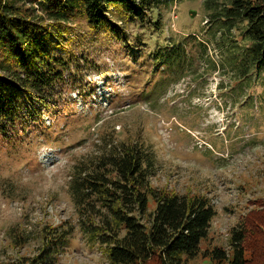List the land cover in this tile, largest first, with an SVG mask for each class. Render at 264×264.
I'll use <instances>...</instances> for the list:
<instances>
[{
	"label": "rangeland",
	"instance_id": "1",
	"mask_svg": "<svg viewBox=\"0 0 264 264\" xmlns=\"http://www.w3.org/2000/svg\"><path fill=\"white\" fill-rule=\"evenodd\" d=\"M203 2L177 0L146 24L115 21L126 40L86 19L70 25L57 52L71 60L67 87L40 121L0 132V264L39 255L57 232L71 236L55 264H109L81 232L69 183L75 166L128 141L154 154L153 188L214 206L202 254L229 249L242 217L264 207V75L240 72L239 33L213 29Z\"/></svg>",
	"mask_w": 264,
	"mask_h": 264
},
{
	"label": "trees",
	"instance_id": "2",
	"mask_svg": "<svg viewBox=\"0 0 264 264\" xmlns=\"http://www.w3.org/2000/svg\"><path fill=\"white\" fill-rule=\"evenodd\" d=\"M176 1L0 0V132L40 121V106H48L67 87L71 60L57 52L66 51L64 38L75 19L126 40V30L116 22L146 24L155 9ZM203 6L213 29L239 33L242 45L233 49L244 67L240 72L263 76L264 0H204ZM201 43L205 52L207 45ZM176 52L175 61H183V44ZM156 172L151 150L131 141L74 167L69 193L81 232L91 246L104 250L109 264H185L200 255L217 264H264V207L242 217L229 249L214 247L202 254L216 217L214 206L204 197L153 188ZM70 236L57 232L39 255L7 264H55Z\"/></svg>",
	"mask_w": 264,
	"mask_h": 264
},
{
	"label": "water",
	"instance_id": "3",
	"mask_svg": "<svg viewBox=\"0 0 264 264\" xmlns=\"http://www.w3.org/2000/svg\"><path fill=\"white\" fill-rule=\"evenodd\" d=\"M190 14H191V17L194 18L196 16V11L191 10Z\"/></svg>",
	"mask_w": 264,
	"mask_h": 264
}]
</instances>
